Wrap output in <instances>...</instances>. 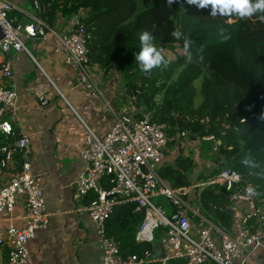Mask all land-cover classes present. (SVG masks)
I'll return each instance as SVG.
<instances>
[{
  "label": "built area",
  "instance_id": "obj_1",
  "mask_svg": "<svg viewBox=\"0 0 264 264\" xmlns=\"http://www.w3.org/2000/svg\"><path fill=\"white\" fill-rule=\"evenodd\" d=\"M29 2L36 15L22 26L13 16L20 8L10 0H0V223L5 214H14L19 202L24 206L25 221L23 226L0 225V264H27L29 241L51 224L42 185L33 174L32 140L13 126L10 109L18 90L10 82L13 69L6 57L21 52L36 61L27 42L46 40L49 32L59 38L55 51L75 69L77 86L101 102L102 112L112 122L103 137L89 130L81 151L85 170L76 181V199L93 195L87 211L97 227L101 264H170L175 258H185V264H264L260 256L264 252V199L256 198V187L242 173L228 167L217 137L203 136L211 143L213 156L197 162L199 142L186 130L171 136L169 124L155 119L156 107L148 108L141 102L139 88L118 82L114 103L102 87L100 72L104 69L90 57L89 9L73 13L58 35L47 23L41 0ZM59 18H63L60 12ZM40 100L47 104L44 97ZM180 155L194 159L196 176L204 170L216 173L206 180L195 176L191 185L174 187L162 177L161 170L176 166ZM214 185L225 188L224 206L232 209L236 219L231 228L214 213L223 207L212 202L209 207L203 200V192ZM157 196L165 197L166 207L153 202ZM128 202H135L136 211L145 215L136 240L152 243L161 230L166 248L163 254L147 249L124 256L119 242L108 234L107 221L115 207Z\"/></svg>",
  "mask_w": 264,
  "mask_h": 264
},
{
  "label": "trees",
  "instance_id": "obj_2",
  "mask_svg": "<svg viewBox=\"0 0 264 264\" xmlns=\"http://www.w3.org/2000/svg\"><path fill=\"white\" fill-rule=\"evenodd\" d=\"M41 3L52 28L57 25L59 12L68 18L80 8L89 9L92 61L106 72L117 71L126 85L139 88L141 102L148 108L156 107L155 119L169 124L171 136L177 130H186L202 150L211 144L203 136L215 135L228 167L242 173L256 187V198L264 199V20L260 18L264 13L249 18L219 13L213 17L211 5L197 8L186 0H175L171 5L168 0ZM177 31L178 38L172 35ZM143 32L149 33L162 57L161 64L148 72L141 71L135 60ZM167 49L179 54L176 60L166 56ZM198 92L202 101L196 105ZM159 94H163L160 104L156 99ZM201 119L208 120L202 123ZM196 167L194 159L180 155L176 166H165L161 175L179 187L191 185L196 177L206 180L216 173L204 170L196 176ZM203 200L209 207L210 202L222 206L224 210H214L216 217L230 228L235 224L232 209L224 206L227 197L223 186L206 188ZM144 216L136 211L135 202H128L117 205L107 221L108 234L119 242L124 256L155 251V242L161 240V230L152 243L136 240Z\"/></svg>",
  "mask_w": 264,
  "mask_h": 264
},
{
  "label": "crops",
  "instance_id": "obj_3",
  "mask_svg": "<svg viewBox=\"0 0 264 264\" xmlns=\"http://www.w3.org/2000/svg\"><path fill=\"white\" fill-rule=\"evenodd\" d=\"M10 1L20 8L13 13L19 23L22 19L26 23L36 15L28 9L32 7L29 0ZM70 17L58 18L54 28L58 35ZM31 40L27 47L36 61L21 52L6 56L13 69L10 82L18 90L10 109L13 126L32 140L33 174L42 185L51 215L50 226L37 231L28 243L27 264H101L97 227L87 211L93 195L78 200L75 194L76 181L85 170L81 151L89 130L103 137L111 128V118L102 112L101 102L90 91L77 86L75 69L65 64L64 56L55 51L59 44L57 35L49 32L46 40ZM117 74L115 70L100 72L102 87L114 103L117 101L114 90L122 79ZM23 214L24 206L19 202L14 214H5L0 225L23 226ZM154 245L158 254L165 252L163 238ZM260 256L264 258V252ZM185 260L175 258L170 264H185Z\"/></svg>",
  "mask_w": 264,
  "mask_h": 264
},
{
  "label": "clouds",
  "instance_id": "obj_4",
  "mask_svg": "<svg viewBox=\"0 0 264 264\" xmlns=\"http://www.w3.org/2000/svg\"><path fill=\"white\" fill-rule=\"evenodd\" d=\"M175 0H168L171 5ZM187 4H194L197 8H206L211 5L210 15L215 17L217 13L221 16H230L236 14L239 18H249L256 13H264V0H186ZM264 20V16L260 17ZM172 35L176 38L180 36V33L173 32ZM141 50L135 56V60L138 62L140 70L148 72L154 67L161 64L162 57L160 53L155 49L152 44V37L148 32H143L140 37Z\"/></svg>",
  "mask_w": 264,
  "mask_h": 264
},
{
  "label": "rangeland",
  "instance_id": "obj_5",
  "mask_svg": "<svg viewBox=\"0 0 264 264\" xmlns=\"http://www.w3.org/2000/svg\"><path fill=\"white\" fill-rule=\"evenodd\" d=\"M28 9L32 12V13H36V11H35V9L33 8V7H31V6H28ZM32 41V40H31ZM29 42V45L31 46V44H32V42ZM178 52V51H177ZM164 53L166 54V56L169 58V59H171V60H176L177 59V56L179 55H177V54H175L173 51H171L170 49H167V50H164ZM180 54H181V51L179 52ZM118 75V74H117ZM116 77H118V76H116ZM116 79H118V78H116ZM121 81V83H123V81H122V79L121 80H119V82ZM197 91H199V87H198V89H197ZM157 102H158V104H160V103H162V101H163V94H159L158 96H157ZM195 101H196V105H199L200 103H201V101H202V98H201V95H199V92H198V95L196 96V98H195ZM207 146L206 147H203L202 148V150H200L201 152H200V158L199 159H197V156H195V159H196V161L197 162H202L203 160H205L206 158H208V157H210L211 156V152L209 151V149H210V147L209 148H207ZM206 155V156H205ZM194 157V156H193ZM203 157H206V158H203ZM153 202L154 203H156L157 205H163L164 207H166V199H165V197H162V196H160V197H154L153 198Z\"/></svg>",
  "mask_w": 264,
  "mask_h": 264
},
{
  "label": "water",
  "instance_id": "obj_6",
  "mask_svg": "<svg viewBox=\"0 0 264 264\" xmlns=\"http://www.w3.org/2000/svg\"><path fill=\"white\" fill-rule=\"evenodd\" d=\"M20 24L22 25V26H24L25 25V20L24 19H22V20H20ZM3 38V32H2V29H1V27H0V40Z\"/></svg>",
  "mask_w": 264,
  "mask_h": 264
}]
</instances>
